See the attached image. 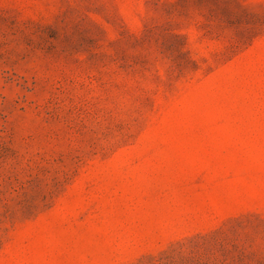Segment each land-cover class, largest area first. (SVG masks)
Returning a JSON list of instances; mask_svg holds the SVG:
<instances>
[{
	"label": "rangeland",
	"instance_id": "374dc122",
	"mask_svg": "<svg viewBox=\"0 0 264 264\" xmlns=\"http://www.w3.org/2000/svg\"><path fill=\"white\" fill-rule=\"evenodd\" d=\"M0 264H264V0H0Z\"/></svg>",
	"mask_w": 264,
	"mask_h": 264
}]
</instances>
